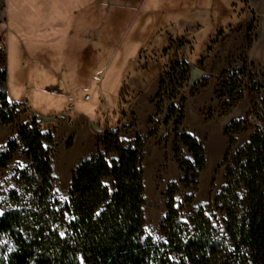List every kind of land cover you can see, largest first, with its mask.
I'll return each mask as SVG.
<instances>
[{
    "label": "rangeland",
    "instance_id": "rangeland-1",
    "mask_svg": "<svg viewBox=\"0 0 264 264\" xmlns=\"http://www.w3.org/2000/svg\"><path fill=\"white\" fill-rule=\"evenodd\" d=\"M221 9L218 0H5L0 70L7 68L4 89L17 105L18 119L0 124V150L32 112L57 115L43 129L54 137V190L65 200L74 168L95 151L101 137L90 122L119 130L126 141L141 137L145 232L163 240L167 189L179 186L175 200L184 203L183 221L208 205L225 182L220 163L229 149L226 126L247 116L252 99L264 97V87L258 88L264 85V50L248 51L256 16L246 25L226 26L227 19L236 21V11L229 8L224 15ZM184 21L200 27L194 34L178 29ZM259 30L264 32L263 17ZM192 65L205 70L195 84L190 83ZM53 87L62 93L52 92ZM171 105L177 113L168 122ZM181 108L180 129L195 135L206 153L194 190L180 183L175 152L174 121ZM250 134H237L234 148ZM180 151L181 157L192 158L186 147ZM28 163L21 145L0 169V204L15 187L17 170ZM190 194L194 199L187 203Z\"/></svg>",
    "mask_w": 264,
    "mask_h": 264
},
{
    "label": "trees",
    "instance_id": "trees-1",
    "mask_svg": "<svg viewBox=\"0 0 264 264\" xmlns=\"http://www.w3.org/2000/svg\"><path fill=\"white\" fill-rule=\"evenodd\" d=\"M7 78V68L0 70V124L18 119L4 89ZM176 110L170 106L168 122ZM183 120L181 108L174 121L175 152L180 183L194 190L206 153L195 135L180 129ZM44 123L32 112L0 150V169L21 145L29 160L0 204V264H264V97L252 99L247 116L226 126L229 149L220 163L225 182L208 205L183 221L184 203L175 200L179 186L167 189L163 240L145 232L141 137L126 141L119 130L103 129L95 151L74 168L62 200L54 190V137ZM248 131V140L235 149L236 135ZM181 146L191 159L180 156ZM193 199L190 194L185 202Z\"/></svg>",
    "mask_w": 264,
    "mask_h": 264
},
{
    "label": "crops",
    "instance_id": "crops-1",
    "mask_svg": "<svg viewBox=\"0 0 264 264\" xmlns=\"http://www.w3.org/2000/svg\"><path fill=\"white\" fill-rule=\"evenodd\" d=\"M218 1L220 2L222 8L220 12L223 13L224 15L229 12V8L236 11V16H237L236 21H234L232 18H229L227 19L226 26H230V24L234 26L243 25V24L246 25L248 21L253 17V14L256 16V32H255V36L253 37V41L250 47L248 48V51L250 54L252 50H257V49L264 50V32H261V30H259V22L262 17L264 18V0H218ZM192 17L194 16L192 15ZM0 19L2 20L0 24L1 26L0 35L5 40V33H6L5 0H0ZM181 24L182 26H180L178 29L181 28L183 31L190 29L192 30V34H194V32L198 30L200 27L199 23L196 21H191V22L184 21ZM217 29L218 27L216 23L209 34V39L211 36L214 37ZM184 33L189 34V32H184ZM244 35L246 37V32ZM220 38L222 39V37ZM207 41L208 40H206L205 44L207 43Z\"/></svg>",
    "mask_w": 264,
    "mask_h": 264
},
{
    "label": "water",
    "instance_id": "water-1",
    "mask_svg": "<svg viewBox=\"0 0 264 264\" xmlns=\"http://www.w3.org/2000/svg\"><path fill=\"white\" fill-rule=\"evenodd\" d=\"M204 74H205V70H203L202 68L198 66L192 65L190 83L195 84ZM34 113L39 115L44 122H49L57 118V115L46 116V115H40L36 112ZM90 124H91V127L97 132H101L103 130L101 127L96 125L94 122H90Z\"/></svg>",
    "mask_w": 264,
    "mask_h": 264
},
{
    "label": "built area",
    "instance_id": "built-area-1",
    "mask_svg": "<svg viewBox=\"0 0 264 264\" xmlns=\"http://www.w3.org/2000/svg\"><path fill=\"white\" fill-rule=\"evenodd\" d=\"M0 24H1V19H0ZM257 79H254V81L256 82ZM52 92L54 93H62L58 87H53L52 89ZM86 99H88V96H86Z\"/></svg>",
    "mask_w": 264,
    "mask_h": 264
},
{
    "label": "bare ground",
    "instance_id": "bare-ground-1",
    "mask_svg": "<svg viewBox=\"0 0 264 264\" xmlns=\"http://www.w3.org/2000/svg\"><path fill=\"white\" fill-rule=\"evenodd\" d=\"M69 160H70V159L67 158V160H66L65 162H67V161L69 162Z\"/></svg>",
    "mask_w": 264,
    "mask_h": 264
},
{
    "label": "snow or ice",
    "instance_id": "snow-or-ice-1",
    "mask_svg": "<svg viewBox=\"0 0 264 264\" xmlns=\"http://www.w3.org/2000/svg\"><path fill=\"white\" fill-rule=\"evenodd\" d=\"M56 191H58V190H56Z\"/></svg>",
    "mask_w": 264,
    "mask_h": 264
}]
</instances>
